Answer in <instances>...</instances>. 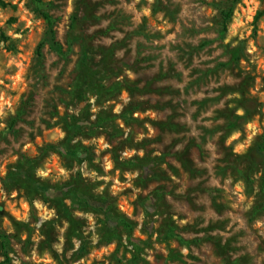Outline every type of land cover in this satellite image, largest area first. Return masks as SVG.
Masks as SVG:
<instances>
[{
    "label": "rangeland",
    "instance_id": "obj_1",
    "mask_svg": "<svg viewBox=\"0 0 264 264\" xmlns=\"http://www.w3.org/2000/svg\"><path fill=\"white\" fill-rule=\"evenodd\" d=\"M263 10L0 0V264H264L262 167L246 158L264 136ZM44 12L65 48L71 16L86 18L97 83L80 44L63 58L39 52ZM232 114L246 119L228 128ZM162 156L146 179L128 163ZM164 227L179 238L159 240Z\"/></svg>",
    "mask_w": 264,
    "mask_h": 264
},
{
    "label": "trees",
    "instance_id": "obj_2",
    "mask_svg": "<svg viewBox=\"0 0 264 264\" xmlns=\"http://www.w3.org/2000/svg\"><path fill=\"white\" fill-rule=\"evenodd\" d=\"M240 0H233V4H236ZM36 3L40 4L42 0H35ZM234 6V5H233ZM233 6L223 9L221 11V29L219 32V38H223L227 25L231 20L232 14H233ZM264 16V10L259 12L256 16V20ZM43 19L47 23V30L45 32L44 38L39 45V52L40 50L47 45L49 49L56 53L59 57H67L70 51L72 50L73 46L76 44H80L81 48V58H80V69L84 77H86L91 83H97V81L100 78V71L99 69H96L93 66L92 60H91V43L93 42L94 36L90 35L87 31H85V23L86 18L84 16H81L79 14H73L70 18V24L69 29L67 32V38H66V48L56 40V32L54 30V21L52 16L44 12L42 13ZM209 42H206V45H208ZM232 60L228 64H232L233 61L236 60L238 52L236 50H232L231 52ZM223 65V66H228ZM249 102L244 103V111L246 115L253 112V108L251 109L249 107ZM126 114H130L129 111L126 112ZM230 122L228 124V128H234L237 124L244 121L246 119V116H239L236 114L231 115ZM246 158L250 161L251 167H256L257 165H260L262 167V175L259 183V194H260V207L261 209H264V136L262 137L261 141L258 143V145L251 149L247 155ZM164 157H159L155 160L152 159H140V160H132L128 163L130 165L138 167L142 173L143 177L146 179L148 178L151 169L157 165L159 162H163ZM69 197L75 201L76 203H79L81 201V198L76 195L75 192H69ZM103 210V209H102ZM104 214L106 215L107 222L111 226H115L116 224L124 223L127 225L128 223L125 221V219L113 216L108 210H104ZM128 226V225H127ZM179 238L178 235L174 233V229L170 227H164L159 232V240H164L168 238ZM7 237L5 234L0 232V245L3 252V256L6 261H10V257L8 253L6 252L7 248ZM142 241H139V244Z\"/></svg>",
    "mask_w": 264,
    "mask_h": 264
}]
</instances>
